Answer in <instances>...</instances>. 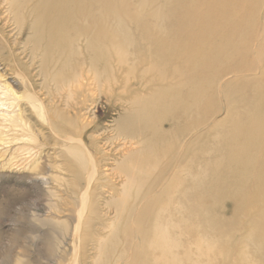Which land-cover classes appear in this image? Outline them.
I'll return each mask as SVG.
<instances>
[{"label":"bare ground","instance_id":"1","mask_svg":"<svg viewBox=\"0 0 264 264\" xmlns=\"http://www.w3.org/2000/svg\"><path fill=\"white\" fill-rule=\"evenodd\" d=\"M123 1L8 0L9 9L7 10L12 15V23L9 20L8 22L14 25L13 39L10 38L8 32L4 35L3 29H0V47L3 45L7 49L18 71L17 75L24 83L27 100L30 99V103L34 102L38 105L39 117L50 125L58 136V142L67 148L66 150H72L74 159L79 161L73 185L77 187L82 180L85 186L80 194V208L76 212V222L72 228L73 233L71 232L72 247H74V258L71 264H87L84 262L87 259H90L88 264H211V259L209 261L204 259L199 246L192 250L191 245H186L185 238H187L189 230L188 213L196 206L195 194L203 195L214 188H219L222 189L223 198L230 195L248 197L250 190L258 191L264 188L260 184V177L264 175V86L262 84L255 79H253L254 82L246 80L249 78L246 75L244 76L245 80L233 78L219 83L221 75L213 74L208 78L201 76L192 79L187 74L183 75L181 82L159 88L154 96L133 99L129 107L130 112L120 117L119 121L117 120L116 129L118 134L125 136L123 144L128 143L133 146V142L130 140L135 139L134 145L136 144L137 147L125 152L121 150L119 152L120 159L116 161L115 167L110 164L102 166L101 163L109 159L110 154L107 148L103 145L98 146L95 138L88 142L84 138V134L82 135L89 119L86 124H82L83 128L80 129L75 121H70L69 128H67L64 127V123L59 125L57 122L49 120L50 117L46 118L47 100L45 95L50 96L47 81L55 84L56 92L61 87L58 83L65 82L70 96L72 91L69 87H71L73 79L76 82L79 78H86L85 69L82 71L80 68L78 69L81 65L86 64L87 71L93 75L97 89L106 88L110 92L117 84L115 81L117 75H114V68L110 61L114 59L116 51L117 59L120 60V63H125L123 56L127 57L126 49L134 44L133 33L129 27L123 24V15L129 14L130 4H124ZM139 1V5L133 11L134 16L138 18L141 14H150L159 21L155 26L162 32V35L168 34L170 31V28L167 29L168 19L161 17V12L157 11L158 8L146 11L143 1L149 0ZM170 2L171 0H166L167 4ZM214 4L217 3L214 1ZM224 7L228 9L227 5ZM229 10L225 13H231L232 10ZM223 11H218L217 14L222 13L223 16L225 14ZM218 18L220 17L218 16ZM164 19L166 20L164 21ZM237 19L239 18L237 17ZM7 26L10 25H4L3 28H7ZM247 26H249L248 23ZM221 28L223 27L221 26ZM25 31L30 33L25 37L23 44L19 45L18 37ZM81 40L84 41V45L80 46ZM243 40L241 37L240 40H237L238 45L232 46V44L230 47H223L221 56L224 58L241 57L248 47H253L254 51H252L255 56L251 58L248 55L250 59L245 60L247 63L240 65L243 69L238 66L239 64H236L244 72L257 71L264 63V48L259 45L260 40L256 41V44L250 42L249 45L241 42ZM13 46L21 47L19 54L18 52L16 54ZM158 46L162 48L163 41H160ZM171 49L172 47H170V51ZM229 50L231 51L229 52ZM173 52H181L180 55L184 53V50L181 49V42ZM218 57L220 58V56ZM202 59H204L203 56L194 59L193 62L198 65L203 64ZM174 68L176 69L174 74L180 75L181 70ZM239 68L237 69L239 70ZM78 72L80 74H77ZM226 72H224L225 75L230 74L228 71ZM216 83L218 86L216 92L219 93L222 90V102L229 106L231 102L236 101L238 108L237 112H231V110L226 112L224 119L226 121L229 119L227 123L216 121L209 126L210 118L212 116L214 118V115L220 111L216 106L217 102L210 95ZM81 85L80 83L79 86ZM250 85L253 86L251 91ZM71 88L73 89V87ZM186 89L187 93H185ZM6 96L8 98L9 95ZM8 103L10 104V101ZM10 105L12 107V104ZM24 112L25 109L19 111L20 114L16 120L20 121V124L23 122L28 125L26 119L23 118ZM1 115L3 116V114ZM10 116L13 118L12 115ZM86 116L88 115L86 114ZM164 121L168 123L167 129L162 127ZM205 126L207 128L204 130ZM217 128H220L218 132H216ZM126 138L130 140L126 141ZM62 157L63 155L61 159ZM196 160L204 161L206 165L198 167L197 174H194L191 171V166ZM83 162L86 163V166L82 171L80 163ZM114 168L124 177L118 191L119 194L109 193L108 198H103L101 195L106 191L103 190L104 187L110 189L108 184L117 175L113 171ZM178 177H182L183 180L176 185L172 180ZM226 177L231 178L228 184L224 180ZM98 189L99 193H97ZM71 191L74 192L73 189ZM91 196L94 199L90 205L92 208L89 210ZM214 198L216 199L214 203H216L217 194L214 195ZM99 200L105 207L114 206L115 215L108 219L105 225L99 223L95 229L94 226L89 225L90 217H86V213L91 212L89 216L93 218L96 215L106 217L108 210L107 214L99 215L93 209V204L95 205ZM206 222L211 230L216 229L215 227L220 223V221L214 218L209 219V217ZM61 223H63L64 230L67 231L66 220H62ZM88 239L91 240L93 248L97 249L96 253L91 258H87L84 254V260L80 261L79 250L84 248Z\"/></svg>","mask_w":264,"mask_h":264},{"label":"rangeland","instance_id":"2","mask_svg":"<svg viewBox=\"0 0 264 264\" xmlns=\"http://www.w3.org/2000/svg\"><path fill=\"white\" fill-rule=\"evenodd\" d=\"M6 1L0 0V29H3L4 35L8 32L10 38L13 39L14 25L11 24L12 15L7 10L9 5L8 0ZM214 1L219 6L214 4ZM218 1L171 0L169 4L166 3V0L143 1L146 11L149 12L158 8L157 11L161 12V17L168 19L167 29L170 28V31L168 34L162 35V32L155 26L156 22H159L156 18L148 13L141 14L138 18L134 16L133 11L139 5V0H124V4H130V11L129 14L123 15V24L129 27L133 33L134 44L126 49L127 57L123 56L125 63H120L116 51L114 52V59L110 61L112 68H114V75H117V79L115 78L117 84L113 86L110 92L106 88L97 89L93 75L87 71L86 64L78 67L81 71L85 69L86 78H76L79 84L73 79L71 84L73 89L69 87L72 91L70 96L65 82L58 83L61 87L56 92L55 84L47 81L50 96L45 95L47 100L46 118L50 117L49 120H53L59 125L64 123V127L67 128H69L70 121H75L80 129L83 128L82 124H86L89 119L82 135L84 134L83 136L88 142L95 138L98 146L103 145L107 148L110 154L109 159L112 158V160L103 161L102 166L110 164L115 167L116 161L120 159L119 152L121 150L125 152L137 147L136 144V146L134 145L135 139L126 138V141L133 142V146L128 143L123 144L125 136L118 134L116 129L117 120L119 121L120 117L130 112L129 107L133 99L154 96L159 88L175 85L182 81L183 75L187 74L192 79L201 76L208 78L213 74L221 75L219 76V83H224L233 78L245 80L244 76L246 75L249 77L246 80L254 82L253 79H255L264 86V63L260 65L257 71L244 72L240 69H243L240 65L247 63L245 62L247 58L249 60L250 56L251 58L255 56L253 47H248L241 56L242 58L239 56L232 58L221 56L223 47H230L232 44V46L238 45L237 40H240L241 37L244 39L241 42L245 45H249L250 42L256 44V41L260 40L258 43L264 48V0ZM120 5L118 6L120 7ZM226 5L230 9L229 11L232 10L231 13L229 11V13H225L228 10L227 7H224ZM214 7L218 9H214ZM216 10L223 11L227 17L224 13V17L222 13L218 15ZM8 20L11 22L10 24ZM4 25L10 26L3 28ZM29 33V31L22 32L18 37L19 45L20 43L23 44ZM257 37H259L258 40ZM160 41H163L164 46L162 48L158 46ZM179 42H181V49L184 50L181 55V52H173ZM83 43L84 41L81 40L80 46L84 45ZM170 47H172V52ZM20 48V46H13L16 54L17 52L19 54ZM5 49L3 45L0 47V264H71L74 258V247H72L71 239L72 228L76 222V212L80 208V194L85 186L82 180L77 187L73 185V178L74 175H77L75 171L77 172L76 167H79L77 165L79 161L74 159L72 150H66L67 148L58 142V136L53 132L50 125L39 117L38 105L34 102L30 103V99L27 100L24 83L18 77V71L7 49ZM248 55L250 56L248 57ZM201 56L204 58L202 59L203 64L198 65L193 62L194 59ZM236 63L239 64L240 68ZM197 65L198 67H196ZM174 67L179 71L181 70L180 75L174 74L176 71ZM209 71L210 73H208ZM226 71L231 75H225ZM80 83L81 86H79ZM217 83L210 95L217 102L216 106L219 107L218 110L220 109V111L214 115V118L213 116L210 118L209 126L216 121L227 123L229 119L227 121L224 119L226 112L228 110L237 112L238 108L236 101L231 102L229 106L222 102V90L219 93L216 92L218 90ZM73 84L74 86H72ZM122 86L124 87L122 88ZM249 88L251 91L253 86L250 85ZM187 92L186 89L185 93ZM7 94L9 95L8 98ZM14 97L18 100L15 101ZM7 100L10 101L12 107ZM88 108L89 110H87ZM22 109H25L23 118L26 119L28 125L23 122L20 124V121L16 120L20 114L19 111ZM162 124L163 128L169 127L165 121ZM207 126L203 129L205 130ZM219 129L217 128L216 132ZM22 139L23 141H21ZM60 155H63L62 159ZM202 165L205 166L206 163L199 160L194 161L191 171L197 174L198 167ZM85 166V162L80 163L82 171ZM116 170L114 168L113 171L117 175L108 184L110 189L104 187L103 190H106L104 193L101 190L103 198H108L109 193L119 194L118 191L124 177L121 172L118 173ZM178 178L172 180L176 185L183 180L182 177ZM230 179L229 177L224 179L227 181L226 184L230 182ZM260 184L264 186V175L260 177ZM72 189L74 190L73 193ZM99 192L98 189L97 193ZM215 194L218 197L216 203H214L216 201ZM248 194V197L230 195L223 198L224 194L219 188H214L207 194H195L196 206L188 213L189 230L186 235L187 238H185L186 245H191L192 250L199 246L204 259L208 261L211 259V264H264V188L258 191L250 190ZM93 199L94 197L90 198L89 210L92 208L90 205ZM93 209L99 215L105 214L108 210L106 217L96 215L93 218L89 216L91 212L86 213V217H90L88 219L89 225L94 226L95 229L99 223L105 225L107 220L115 215L114 206L105 207L101 200L95 205L93 204ZM208 217L220 221L215 227L216 229L211 230L208 227L206 222ZM62 220L67 222V231L64 230ZM96 250L93 248L91 240L88 239L84 248L79 250L80 261L81 259L84 260V254L87 258H91ZM89 261L90 259L84 260L87 264Z\"/></svg>","mask_w":264,"mask_h":264}]
</instances>
